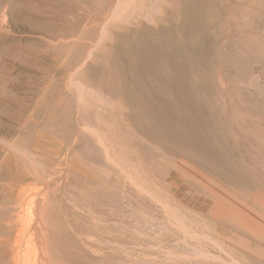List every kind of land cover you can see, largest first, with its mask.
<instances>
[{
	"label": "rangeland",
	"instance_id": "1",
	"mask_svg": "<svg viewBox=\"0 0 264 264\" xmlns=\"http://www.w3.org/2000/svg\"><path fill=\"white\" fill-rule=\"evenodd\" d=\"M8 18L0 187L41 175L47 202L28 183L37 211L0 217V264L37 246L41 214L56 264H264V0H27ZM77 167L108 172L124 249L84 237L104 193Z\"/></svg>",
	"mask_w": 264,
	"mask_h": 264
},
{
	"label": "bare ground",
	"instance_id": "2",
	"mask_svg": "<svg viewBox=\"0 0 264 264\" xmlns=\"http://www.w3.org/2000/svg\"><path fill=\"white\" fill-rule=\"evenodd\" d=\"M23 1H27V0H0V35H1V32L3 31V29L7 26H9V18L8 16H10V14L12 12H15L16 10L20 9L21 7V3ZM136 19V18H135ZM153 21V20H152ZM10 28V27H9ZM56 28V27H55ZM7 32L9 33V31L7 30ZM12 33V31H11ZM59 34V33H58ZM43 35V33H42ZM12 36V35H11ZM60 39V38H59ZM58 40V39H57ZM61 40V39H60ZM14 41V40H13ZM39 52H40V55L42 57H44V49L43 47L42 48H39L37 49ZM102 142V141H101ZM102 144V143H101ZM13 146V145H11ZM92 146V145H91ZM108 146V144L106 145ZM104 147V146H103ZM106 148V147H104ZM103 148V149H104ZM106 151V150H104ZM22 152V151H21ZM23 153V152H22ZM30 154V153H29ZM26 155V153H25ZM30 156V155H29ZM91 156V155H90ZM108 159V157H107ZM57 160V159H56ZM107 161V160H106ZM55 163V162H54ZM109 163V162H108ZM54 166V165H53ZM77 169L81 172V174H83L84 176H86L87 178H89L90 180H92L94 183H95V186H96V189L98 187L99 190L102 191L103 196L100 198L101 200L99 201H88L89 198L87 200H85L84 202L88 201L85 203L86 206H81L82 207V211H83V218H85V216L87 218H85L89 224H88V228L86 230H84L83 232V235L84 237H87V241L92 244L93 247H95L94 245H97L98 242L99 244L100 243H103V245L106 246H110L114 241L118 243V248L121 247L123 248V238L119 237V238H115L111 232H112V220H111V213L110 210H111V202L109 201V195H108V191H110V183L106 180V178H110V176L108 175V172L106 173L105 170H103L101 176H97L96 173H95V170H92V169H82L80 167H77ZM26 174V171L25 173ZM99 174V173H98ZM20 175V174H19ZM22 177H24V179H30V180H27L28 183H34V182H38L40 183L41 187L40 190L43 194V197L41 201V208H44V206L46 205V202H47V192H43L45 191V186L43 185V182L42 181H45V178L42 177L41 175H27L26 176H23V175H20ZM32 179H31V178ZM47 177V176H45ZM101 179V182L100 183H97V179ZM111 179V178H110ZM42 180V181H41ZM27 184H21L20 182H11L9 184H2L1 187H0V196H2V198L5 199V201L7 202V204L2 207V210L4 212L5 215L3 216H0L2 218V220L4 219H7V218H11V213L13 210H18L19 208V211L15 212L14 215L12 217H16L19 219L21 217V213L23 211H26V212H29V210H36L37 211V201H36V198H33L31 200V203L29 204L28 203V207L27 208H24L23 206V201H24V198L26 197L27 195V191H26V188L25 185H28ZM48 183V182H47ZM29 184V185H30ZM37 184V183H36ZM86 185V184H85ZM22 186V187H21ZM21 187V188H20ZM92 187V186H91ZM94 187V185H93ZM37 188V187H36ZM85 188H88V187H85ZM87 190V189H85ZM88 191V190H87ZM92 192V188H91V191ZM59 193V192H58ZM89 193V192H88ZM55 194V193H54ZM77 194V193H76ZM87 194V193H86ZM85 194V195H86ZM84 195V196H85ZM90 194H88L89 196ZM40 196V195H39ZM78 196V195H77ZM80 196H82V194H80ZM84 196L82 198H84ZM94 196H95V193H94ZM90 197V196H89ZM93 197V196H91ZM81 198V197H80ZM111 198V197H110ZM125 198V196H124ZM3 200V199H2ZM17 200H21V202H18L15 204V206H11V204H13L15 201ZM95 200V199H94ZM29 202V201H28ZM78 203H76L77 205ZM71 205V203H70ZM75 205V206H76ZM113 205V204H112ZM39 206V205H38ZM81 207L79 209H81ZM118 207V206H117ZM73 208H77V207H73ZM124 208V207H123ZM123 208L122 210L120 211H123ZM1 209V208H0ZM112 209H115V208H112ZM128 209V208H126ZM76 210V209H75ZM118 210V209H117ZM74 211V209L72 210ZM76 212V211H75ZM115 212V211H114ZM27 214V213H26ZM47 214V213H46ZM69 214V213H68ZM79 215H81L80 213H78ZM86 214V215H85ZM120 214V212H119ZM28 215V214H27ZM82 216V215H81ZM123 216V215H122ZM29 217V216H27ZM71 217V216H69ZM68 217V218H69ZM0 218V220H1ZM38 218V217H37ZM118 218V217H117ZM36 219V218H35ZM71 219V218H70ZM27 220H29V218H27ZM26 220V221H27ZM32 220V218H31ZM34 220V219H33ZM124 219H121L120 223L123 222ZM48 222V221H47ZM26 223L25 226H29V229L31 231V235L29 237V239L32 241L33 239H38V242H37V246L34 247V249H29L28 246L26 247V251L25 252H21L22 254H20L19 252L17 253H13V255H11L12 257V263L13 264H56L55 263V258L53 256V253L51 252V249L50 247L48 246L47 242L43 239L44 237V234H45V229H46V222L44 220V217L42 216V214L40 215L39 217V220L36 222V223H30L28 224ZM76 224H78L76 222ZM75 223H73V221L70 223V226L71 228L74 230L75 229V226H76ZM7 225L9 226H12V222L8 221L7 222ZM120 225V224H119ZM87 227V226H86ZM2 228V225H1V222H0V229ZM85 228V227H84ZM83 228V229H84ZM26 229V228H25ZM101 230L103 231V234H100L99 232H101ZM25 232V230H24ZM82 231L80 230V233ZM7 233V232H6ZM5 231H4V234H6ZM78 233V232H77ZM123 233V232H122ZM121 233V234H122ZM7 234H10V233H7ZM6 234V236H7ZM27 234V233H26ZM29 234V233H28ZM23 235V234H22ZM81 235V234H80ZM123 235V234H122ZM210 235V234H209ZM3 236V235H2ZM5 236V235H4ZM3 236V237H4ZM12 236V235H11ZM10 236V237H11ZM23 236H26V235H23ZM28 236V235H27ZM13 237V236H12ZM83 237V236H82ZM117 237V236H116ZM9 238V237H8ZM28 238V237H27ZM81 238V236L79 237ZM6 239V238H5ZM11 239V238H10ZM25 239V237H24ZM29 239H27L28 241H30ZM26 241V240H25ZM27 241V242H28ZM73 241V240H72ZM86 241V242H87ZM23 242V241H22ZM26 242V243H27ZM25 243V242H24ZM31 243V242H30ZM72 243V242H71ZM1 244H4V240L2 238H0V245ZM7 244H8V241H6V244L5 246L7 247ZM22 244V243H21ZM35 244V242H34ZM73 244V243H72ZM71 244V245H72ZM114 244V243H113ZM31 245V244H30ZM33 245V244H32ZM82 245V244H81ZM102 245V244H100ZM116 245V244H115ZM13 246V245H12ZM35 246V245H34ZM73 246H75V244H73ZM11 247V246H10ZM14 247V246H13ZM21 247V246H20ZM32 247V246H31ZM86 247H88V245H86ZM90 247V246H89ZM100 247V246H99ZM23 248V247H21ZM96 248V247H95ZM104 248V246H103ZM110 248H112L110 246ZM114 248V247H113ZM12 249V248H11ZM92 249V248H90ZM97 249V248H96ZM101 249V248H100ZM117 249V247H116ZM120 249V248H119ZM124 249V248H123ZM21 250V249H20ZM25 250V249H24ZM76 250V249H75ZM74 250V251H75ZM108 250V248L106 249ZM114 250V249H113ZM118 250V249H117ZM19 251V250H18ZM95 251V250H94ZM94 251H92L94 253ZM111 251V250H110ZM104 252V251H103ZM205 252V251H204ZM8 253V252H7ZM107 253V252H106ZM108 253H111V252H108ZM5 254H6V251H5ZM58 254V253H57ZM123 254V253H122ZM24 255V256H22ZM104 255V253H103ZM106 255V254H105ZM209 255V254H208ZM24 257V258H22ZM116 259L115 262L117 264H124L125 263V259H123V256L122 255H114V254H109L107 255L106 257V260L107 259ZM125 258V256H124ZM23 261H22V260ZM108 261V260H107ZM197 261V260H196ZM6 263V262H5ZM69 263V262H68ZM192 263V262H191ZM70 264V263H69ZM127 264V263H126Z\"/></svg>",
	"mask_w": 264,
	"mask_h": 264
}]
</instances>
